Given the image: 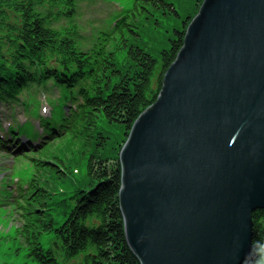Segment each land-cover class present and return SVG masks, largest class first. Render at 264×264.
Segmentation results:
<instances>
[{"label": "water", "instance_id": "water-1", "mask_svg": "<svg viewBox=\"0 0 264 264\" xmlns=\"http://www.w3.org/2000/svg\"><path fill=\"white\" fill-rule=\"evenodd\" d=\"M139 264H243L264 211V0H204L119 152Z\"/></svg>", "mask_w": 264, "mask_h": 264}, {"label": "trees", "instance_id": "trees-1", "mask_svg": "<svg viewBox=\"0 0 264 264\" xmlns=\"http://www.w3.org/2000/svg\"><path fill=\"white\" fill-rule=\"evenodd\" d=\"M86 1L91 0H0V103L23 106L24 92L40 88L52 94V85L62 104L58 105L60 115L56 119L36 114L44 134L51 136V141L84 139L83 147L89 149V153H84V180L69 192L72 206L59 226L55 227L44 209L46 202L59 201L50 197L51 192L40 183L43 178L33 176L27 190H34L26 197L24 190L20 193L26 206L33 209L28 212L18 202V212L25 214L22 233L33 264H61L52 250L40 245L41 232L54 234V245L65 261L82 258L80 264H139L127 246L119 210V152L134 122L156 102L163 77L181 50L185 31L203 2L196 0V4L186 7V0H135L134 9L125 11L126 15L118 17L111 28L100 32L89 49H84L81 45L85 39L78 32L77 17L79 6ZM172 15L181 19L182 27L173 31L171 39L162 40L161 35L158 44L163 47L157 56L151 53V47L139 45L144 35L163 32L162 17L170 20ZM141 17L152 26L144 33L142 27L129 23L140 22ZM118 50L126 54L121 67L114 55ZM64 108H68L67 115ZM100 121L110 129L100 127ZM113 129L124 132L116 152L115 144L109 142ZM29 132L33 136L24 126L16 125L0 142L7 148L19 136L28 141L39 137L35 130ZM108 142L111 149L107 148ZM51 146L42 143L39 149L44 151L40 154ZM31 161L33 168L39 165L48 173L55 169L52 175L74 177L71 170H57L44 157ZM36 201L38 209L33 206ZM35 213L39 216L32 217ZM34 222L41 224L38 232L31 229ZM253 222V250L243 264H264L263 210L253 214Z\"/></svg>", "mask_w": 264, "mask_h": 264}, {"label": "rangeland", "instance_id": "rangeland-1", "mask_svg": "<svg viewBox=\"0 0 264 264\" xmlns=\"http://www.w3.org/2000/svg\"><path fill=\"white\" fill-rule=\"evenodd\" d=\"M190 4H196V0H186V7ZM134 7L135 0H91L83 2L79 6L77 17V24L79 27L78 32L82 38L85 39L81 47L89 49L92 44H94V41H96L101 31H107L112 27L118 17L126 15L125 11L132 10ZM161 21L164 23L165 29L163 32H159L160 35H157V32L154 31L140 38L143 44L139 42L140 46L146 45L151 47V53L156 56L159 49L163 47V45L158 44L161 35L162 40L171 39L174 36L173 31L175 29L180 30L182 27L181 19L175 15H172L170 20L166 19V17H162ZM129 23L131 25H136L137 27H142L141 29L143 33L147 28H152L150 24L151 22L147 21L145 17H141L140 22H135L133 24V20H131ZM132 28L136 29L134 26H132ZM128 34L125 36L128 37ZM156 38H158V41ZM114 55L117 64L121 67L124 63L126 55L125 51H115ZM114 79L116 78L114 77ZM49 89L52 91V94L46 93L45 95L43 91H36V89L24 92L21 96V103L24 104L23 106L19 104L18 106H13L11 109L6 103H0V137L5 135L7 128L13 123V115L18 123L21 124L26 122L24 129L32 130V125H34L36 129L40 130L39 121L33 119L36 117V109L39 104V115L50 118L49 115L52 111L51 114L53 118L56 119L60 115L58 105L62 103L59 99L58 90L52 85L49 86ZM64 110L67 115L68 108H64ZM15 125L17 124L13 123L11 126ZM99 126L110 129L109 126L105 127L102 121L99 122ZM122 137H124L123 130L113 129V135H111L109 142L115 144L116 147L113 149L115 152L118 149L117 146L122 144ZM49 141L51 140L49 139ZM84 141V139L80 142L71 140L61 141L60 139L55 140L49 143L52 144V146L43 154L40 153H42L44 149H39L33 152H24L22 154L14 155V148L9 149L6 152L0 146V264H33L29 257L28 245L22 233L24 231L23 215L25 214H22V211L18 212L20 205L16 204V202H20L28 212L33 209L26 206L23 198H17L14 189L18 186H23V188L26 189L24 191L26 197L27 193L34 190L32 187L27 190L31 185L29 184V180L34 179L33 176L36 175L43 178L46 182L43 180L40 183L51 192L50 197L59 201L57 204L50 201L46 202L47 206H45L44 209H47L46 213L54 220L55 227L59 226L64 220V213L70 211L72 206V201L68 200L70 196L69 192L84 178L86 172L85 154L89 153V149L85 150L86 148L83 147ZM109 142L107 148L111 149ZM15 146L18 147L17 145ZM80 152L83 154H80ZM108 152L111 153L109 150ZM24 155L29 156L23 157ZM110 155L112 156L113 153ZM42 157L49 160V162H53L55 167L58 168L57 170H65V172L67 169L71 170L74 176L72 177L73 179L65 177L61 178L59 177V174L52 175L51 173L54 172L55 169H51V173H48L47 169H41L39 165L33 168V162L31 159ZM17 158H19L18 162H15L14 160ZM37 170L39 171L37 172ZM33 184H35V182H32V185ZM11 195L12 198H10ZM36 200L40 203L44 202V199L42 198H37ZM37 201L33 202V206L36 209L39 208ZM23 213H25V211H23ZM37 216H39L37 213L32 215V217ZM40 225L39 222H34V227L31 229L38 232L37 228ZM38 241L44 250H52L56 259L61 264H80L82 262V258L65 261L61 252L54 245V234L52 232H41L38 235Z\"/></svg>", "mask_w": 264, "mask_h": 264}, {"label": "bare ground", "instance_id": "bare-ground-1", "mask_svg": "<svg viewBox=\"0 0 264 264\" xmlns=\"http://www.w3.org/2000/svg\"><path fill=\"white\" fill-rule=\"evenodd\" d=\"M26 130H27V129H26ZM28 133H29V135L33 136V135H32V133H31V132H29V130H28Z\"/></svg>", "mask_w": 264, "mask_h": 264}]
</instances>
